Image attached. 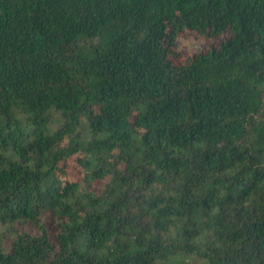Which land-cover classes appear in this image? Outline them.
<instances>
[{"label": "trees", "instance_id": "obj_1", "mask_svg": "<svg viewBox=\"0 0 264 264\" xmlns=\"http://www.w3.org/2000/svg\"><path fill=\"white\" fill-rule=\"evenodd\" d=\"M0 264H264V0H0Z\"/></svg>", "mask_w": 264, "mask_h": 264}, {"label": "rangeland", "instance_id": "obj_2", "mask_svg": "<svg viewBox=\"0 0 264 264\" xmlns=\"http://www.w3.org/2000/svg\"><path fill=\"white\" fill-rule=\"evenodd\" d=\"M228 34L224 32L221 36L216 38H202L200 36H195V34H190L183 36L179 34L175 44V49L180 51L181 55L176 59L177 62H182L187 55L193 53L198 47H210L216 46L218 42L226 38Z\"/></svg>", "mask_w": 264, "mask_h": 264}]
</instances>
